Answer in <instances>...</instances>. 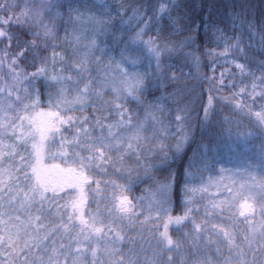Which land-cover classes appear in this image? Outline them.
I'll return each instance as SVG.
<instances>
[{
	"label": "snow or ice",
	"instance_id": "6c2138e0",
	"mask_svg": "<svg viewBox=\"0 0 264 264\" xmlns=\"http://www.w3.org/2000/svg\"><path fill=\"white\" fill-rule=\"evenodd\" d=\"M0 13V264H264V142L245 181L203 176L240 125L221 105L264 140V0ZM181 59L191 71L170 73Z\"/></svg>",
	"mask_w": 264,
	"mask_h": 264
},
{
	"label": "trees",
	"instance_id": "16d2710c",
	"mask_svg": "<svg viewBox=\"0 0 264 264\" xmlns=\"http://www.w3.org/2000/svg\"><path fill=\"white\" fill-rule=\"evenodd\" d=\"M111 3H115V4H119L121 2V0H110ZM128 2H132V0H128ZM218 6L219 5H223L226 2H229V0H216ZM231 2L233 3H240V0H231ZM251 2L253 4H258L259 0H251ZM2 14V13H0ZM204 13L197 11L194 14V21L195 23H200V16H202ZM16 29H13V31H15ZM154 35V33H151ZM145 39H147V37H145ZM2 46V45H0ZM208 47H214V45H208ZM107 59V58H106ZM202 59H204V61L206 62L207 60L211 59L210 57H203ZM165 63H169V61H165ZM174 66L169 69V72L172 73L175 70H178L179 73L183 72V73H189L191 71L190 67L183 61V59L179 60V61H175L173 62ZM33 69H29V71H32ZM201 72L203 73H207V74H211L210 69L208 67H203L201 68ZM257 75H259L260 73L257 72ZM181 83H186L188 84L190 87L192 86H196V90L199 91V86L197 85V81L192 78V77H185L182 78ZM224 95H228V90H225ZM218 111H220V114L223 116H231L233 117V112H231L228 108H225L223 105L220 106V109H218ZM220 117L217 116V119H219ZM242 127V126H241ZM241 143H239L238 138L236 137L235 131L233 129V135L230 139H226L223 144L220 147V154L221 157L223 159V163L222 164H218L217 167V172L216 173H204L203 176L205 178V180L208 179L209 175H212L213 179L221 176V174H219V169L221 167L225 168L226 170H228V172L230 174L235 175L236 172H240V171H245L247 170L245 165L247 162L251 161L253 164H256L257 162L254 163V156H250L249 154H245V152L243 151L242 145H240ZM242 148V149H241ZM248 151H246L247 153ZM177 170L179 172V180L181 182H183V169L179 166H177ZM259 172L256 171V175L259 176L258 174ZM238 176V175H236ZM242 177V176H241ZM245 178V177H243ZM147 185H141L140 188L136 189L137 193H141V188L146 187ZM182 213V209L181 206H179V204L176 207V210L173 214H179ZM226 254V253H225Z\"/></svg>",
	"mask_w": 264,
	"mask_h": 264
},
{
	"label": "rangeland",
	"instance_id": "374dc122",
	"mask_svg": "<svg viewBox=\"0 0 264 264\" xmlns=\"http://www.w3.org/2000/svg\"><path fill=\"white\" fill-rule=\"evenodd\" d=\"M225 67H227V65H225ZM217 73H219L220 71H223V68L221 67H217L216 69ZM174 73H176L177 75H179V71L175 70L173 71ZM224 115V114H223ZM233 117L236 119L240 120V125L238 128H234L236 137L238 138L239 143H241L240 145H242L243 151L245 152V154H249L250 156H254V163L257 162L258 163V157L260 154V147L262 142H264V140H262L261 136L256 135L255 137H253L252 139L248 140L247 142H245V140L243 139V135L246 132H256L259 133V129L255 128L253 125L250 124V122L243 118L242 116H236V114H233ZM242 126V127H241ZM237 132L239 133V137L237 136ZM241 148V149H242ZM246 151H248L246 153ZM257 170L253 169L251 170V174L254 176H257L256 173ZM259 174V173H258ZM223 179L224 182H231V181H245L247 178H243L241 176H236L233 174H230L228 171H226L225 173L221 174V176L215 178L214 180H221ZM216 191V189H210L209 190V194L214 193ZM136 195H140L141 193H135ZM208 199L207 196H205L204 198V202H206ZM182 211L183 208L181 207ZM203 218V213L201 212V214L197 217V222H199L200 219ZM190 228H186L185 231H189ZM175 235V233H174ZM207 235V234H206ZM191 237H189V243H191ZM203 243V242H201Z\"/></svg>",
	"mask_w": 264,
	"mask_h": 264
}]
</instances>
